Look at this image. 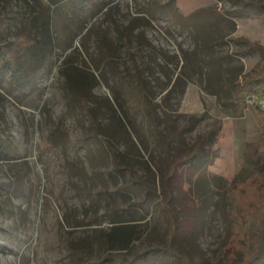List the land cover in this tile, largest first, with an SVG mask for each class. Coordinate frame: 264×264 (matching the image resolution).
<instances>
[{
	"label": "rangeland",
	"instance_id": "obj_1",
	"mask_svg": "<svg viewBox=\"0 0 264 264\" xmlns=\"http://www.w3.org/2000/svg\"><path fill=\"white\" fill-rule=\"evenodd\" d=\"M45 17L56 48L32 66L36 80L12 91L0 61V264H101L113 253L179 264L174 251L218 264L226 192L253 175L242 151L264 133L254 97L232 100L260 56L250 45L264 46V0H0L1 50ZM219 125L206 175L190 191L166 181L168 161ZM162 189L181 225L171 243ZM118 219L134 235L125 251L108 238Z\"/></svg>",
	"mask_w": 264,
	"mask_h": 264
},
{
	"label": "trees",
	"instance_id": "obj_2",
	"mask_svg": "<svg viewBox=\"0 0 264 264\" xmlns=\"http://www.w3.org/2000/svg\"><path fill=\"white\" fill-rule=\"evenodd\" d=\"M50 1L58 5L72 3L74 0ZM36 32L30 38H18L13 43L15 47H9L7 50H1L0 47V61L12 91L19 90L36 80L32 66L35 64L42 66L56 48L48 17L42 18ZM250 48L260 51L259 59L248 72L241 74L236 80L232 100L233 103H241L246 98L254 97L255 106L262 116L256 101L264 97V46L250 45ZM65 77L70 88L69 82L72 77L69 75ZM116 104L121 114L120 121L130 123L128 110L119 101H116ZM158 126L159 123H154L153 129L156 137L162 139L163 135ZM221 130L222 127L219 125L200 135L189 150L177 159L168 161L164 179L170 181L178 178L180 188L183 191H190L193 183L200 181L206 175L207 168L213 164L212 151L219 142ZM4 154L5 147L0 141V160ZM242 157L244 162L252 167L253 175L239 185L233 184L226 192L227 210L224 218L227 222V233L218 264H264V133L256 141L245 144ZM196 196L193 202L201 208L205 199ZM170 200L162 189L158 205L167 220L166 237L169 243L181 232L177 213ZM122 222L120 219L114 221L110 227L111 234L108 236L111 244L115 242L116 251H125L134 240L132 231L122 225ZM173 256L179 264H192L185 253L174 251ZM101 264L131 263L123 254L113 253L101 260Z\"/></svg>",
	"mask_w": 264,
	"mask_h": 264
},
{
	"label": "built area",
	"instance_id": "obj_3",
	"mask_svg": "<svg viewBox=\"0 0 264 264\" xmlns=\"http://www.w3.org/2000/svg\"><path fill=\"white\" fill-rule=\"evenodd\" d=\"M256 104L259 110L261 111L262 115H264V97L257 99Z\"/></svg>",
	"mask_w": 264,
	"mask_h": 264
}]
</instances>
